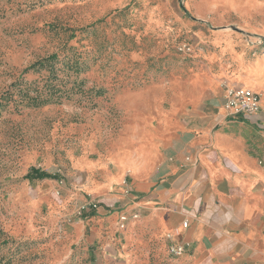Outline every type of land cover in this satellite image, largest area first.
<instances>
[{"label": "rangeland", "instance_id": "obj_1", "mask_svg": "<svg viewBox=\"0 0 264 264\" xmlns=\"http://www.w3.org/2000/svg\"><path fill=\"white\" fill-rule=\"evenodd\" d=\"M220 17L201 0H0V264H179L93 218L209 84L224 95Z\"/></svg>", "mask_w": 264, "mask_h": 264}, {"label": "crops", "instance_id": "obj_2", "mask_svg": "<svg viewBox=\"0 0 264 264\" xmlns=\"http://www.w3.org/2000/svg\"><path fill=\"white\" fill-rule=\"evenodd\" d=\"M201 4L221 15L211 45L220 46L226 88L259 93V111L229 116L224 95L209 84L178 143L159 162L131 164L113 178L126 179L127 188L111 183L115 197L101 201L93 222L123 228L126 242H187L179 264H264V0ZM107 208L114 211L104 215Z\"/></svg>", "mask_w": 264, "mask_h": 264}, {"label": "built area", "instance_id": "obj_3", "mask_svg": "<svg viewBox=\"0 0 264 264\" xmlns=\"http://www.w3.org/2000/svg\"><path fill=\"white\" fill-rule=\"evenodd\" d=\"M186 45L180 47V50H185ZM260 94L254 90L235 85L225 88L223 108L226 113L231 117L236 116H249L254 115L259 111ZM188 221L184 220L181 223L182 229H186ZM170 243L168 245V254L172 257H180L186 253L188 247L187 242L175 241L173 237H170Z\"/></svg>", "mask_w": 264, "mask_h": 264}, {"label": "trees", "instance_id": "obj_4", "mask_svg": "<svg viewBox=\"0 0 264 264\" xmlns=\"http://www.w3.org/2000/svg\"><path fill=\"white\" fill-rule=\"evenodd\" d=\"M47 177H51V176L45 172H42L36 169H33L31 173H29V175H26V178H29V179H36V178L42 179V178H47Z\"/></svg>", "mask_w": 264, "mask_h": 264}]
</instances>
